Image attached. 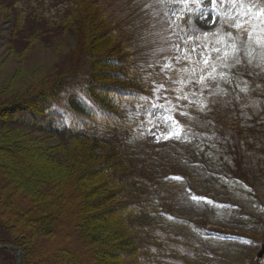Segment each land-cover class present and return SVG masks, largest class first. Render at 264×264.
Wrapping results in <instances>:
<instances>
[{
	"label": "rangeland",
	"instance_id": "1",
	"mask_svg": "<svg viewBox=\"0 0 264 264\" xmlns=\"http://www.w3.org/2000/svg\"><path fill=\"white\" fill-rule=\"evenodd\" d=\"M70 1L20 0L18 7L11 3L10 8L1 13L2 99L18 92H31L26 91L29 88L36 91L44 84L48 86L62 72L71 77L68 89L79 87L77 84L81 80L77 78V68L82 63L77 49L84 20L79 15L68 20ZM87 5L95 19L104 18L112 24H104L103 27L91 17L88 25L99 31L103 40L114 38L108 42L112 46L111 49L109 47L110 53L119 60L124 59L126 67H136L133 74L139 76L141 83H144L142 77L158 71L157 62L163 64L165 58L173 54L170 44L177 40L173 33L185 37L192 34L183 31V24L174 15L181 7L176 0H87ZM69 22L73 23L69 26ZM77 23L80 25L78 28L75 26ZM189 25L209 32L216 27L203 22L193 24L191 20ZM119 40L123 41L122 44ZM241 59L243 62L230 70L233 74L227 78L228 82L217 79L215 84L219 87L213 86L211 92L205 90L203 95L193 96L189 92V99L195 101L184 109L189 116L177 115L185 126V140L170 139L157 143L155 137L146 131L141 134L138 121L146 112L137 104H145L147 108V102L141 100V96L155 99L147 84L144 83L146 87L135 102L125 98L124 110L137 120L128 138L138 153L145 155L143 171L155 179L149 192L157 205L152 209L155 216L149 218L154 222L156 218L162 219L160 224H154H158L155 231L159 236L155 247L168 260L165 264H264V255L258 257L264 245V48L255 43H251L250 49L245 45ZM149 64L153 68H148ZM142 67L147 71H141ZM123 72L125 78L129 77L128 68ZM131 76L129 78L134 81L136 78ZM137 85L140 86L139 83ZM169 98L172 97L169 95ZM66 123H69L68 119ZM65 128L61 132L63 136H52L28 127L3 129L6 131V134L0 133L3 138L9 136L21 141L31 149L32 157L27 164V159L7 156L0 158V164L11 162L16 171L32 184L45 182L47 178L54 180L58 169L60 176L65 175L63 168L51 160L61 155L60 147H64L65 138L70 134ZM153 132L158 135L167 132V128H153ZM72 145L82 149L84 143L74 142ZM40 170L45 172L41 174ZM173 176L183 177V181L166 179ZM93 182L91 184L96 186L94 197L102 195L97 183ZM6 188L0 183V189ZM187 190L196 196L207 197L216 205L233 207L197 204L189 198ZM4 197L5 194L0 195V200ZM113 203L115 200L109 205ZM109 208L106 213L109 228H106L104 236L112 243L105 247L115 253L119 247L111 229L119 227V209ZM94 212H100V208L92 205L89 213ZM28 231H24L27 236L23 241L33 246V250L31 248L30 253L26 251L27 264H46L38 258L40 239L33 235L29 237ZM243 240H252L259 247L247 245ZM12 263L11 254L7 256L0 252V264ZM105 263L123 264L124 258L114 257Z\"/></svg>",
	"mask_w": 264,
	"mask_h": 264
},
{
	"label": "trees",
	"instance_id": "2",
	"mask_svg": "<svg viewBox=\"0 0 264 264\" xmlns=\"http://www.w3.org/2000/svg\"><path fill=\"white\" fill-rule=\"evenodd\" d=\"M19 1L11 3L18 7ZM70 2L68 20L78 15L84 20L77 49L82 63L77 68V78L81 80L77 84L79 87L68 89L71 77L62 72L39 90L29 88L26 91L31 92H18L7 99L0 97V133L6 134L5 128L28 127L60 136L66 127L70 134L65 138L64 147H60L61 155L51 159L63 168L65 175L60 176L58 169L54 180L47 178L43 183L32 184L11 162L5 163L7 168L0 164V183L7 187L5 191L0 189V195L5 194L0 200V252L11 254L12 264H17L15 251L6 247L17 246L23 264H27L26 251L30 253L33 246L23 240L27 236L24 231L29 229V237L40 239L38 258L46 264H98L103 261L102 264H106L114 257L124 258L123 264H165L168 260L155 247L158 236L155 229L162 219L156 218L158 224L154 226L155 222L149 218L155 216L152 209L157 205L149 192L155 179L143 171L145 155L138 153L128 138L135 123L124 110L125 98L135 102L146 86L139 76H134L136 67H126L124 59L119 60L110 53L112 46L108 42L114 38L103 40L88 22L93 18L103 27L112 24L104 18L95 19V14L93 17L89 12L87 0ZM11 3L0 0V15ZM119 41L122 44L123 41ZM126 68L128 76L132 73L136 78L134 81L125 78L123 69L126 71ZM117 101L124 107H118ZM0 139H3L0 140V158L27 159L29 164L32 156L28 146L9 136L0 135ZM74 142L84 143V146L78 149L72 145ZM40 171L41 174L45 172ZM93 180L102 195L94 197ZM113 200L115 203L109 205ZM92 205L100 208V212L89 213ZM109 207L119 209V227L111 229L119 247L115 253L105 247L112 243L104 236L109 228L106 218ZM130 257L133 259L128 261Z\"/></svg>",
	"mask_w": 264,
	"mask_h": 264
},
{
	"label": "snow or ice",
	"instance_id": "3",
	"mask_svg": "<svg viewBox=\"0 0 264 264\" xmlns=\"http://www.w3.org/2000/svg\"><path fill=\"white\" fill-rule=\"evenodd\" d=\"M176 2L181 7L174 15L183 24V31L192 34L185 37L173 33L177 35V40L170 44L173 54L165 58V63L157 62L158 71L142 77L144 83L153 91L155 99L149 100L148 97L141 96L140 99L147 102V108L145 104H137L138 108H145L146 112L144 118L138 121L141 134L146 131L155 137L157 143L161 140L186 139L185 126L177 119V115L189 116L184 109L195 104V101L189 99V92L193 96L203 95L205 90L211 92L213 86L219 87L215 84L217 79L228 82L227 78L233 74L230 70L243 62L241 55L245 52V45L250 49L251 43H255L264 48V0H176ZM190 20L193 24L203 22L204 25L216 27L210 32L192 28L189 25ZM147 67L153 68V65L149 64ZM141 71L147 70L142 67ZM210 81L213 83H209ZM165 93L172 98L164 95ZM116 103L118 107H124L119 101ZM129 120L132 123L137 122L131 113ZM161 126L167 128V132H160L158 135L153 132V128ZM166 179L183 181V177L180 176ZM187 191L189 198L197 204L206 203L220 208L233 207L216 205L207 197H199L192 194L191 190ZM243 243L259 247L252 240H243Z\"/></svg>",
	"mask_w": 264,
	"mask_h": 264
},
{
	"label": "water",
	"instance_id": "4",
	"mask_svg": "<svg viewBox=\"0 0 264 264\" xmlns=\"http://www.w3.org/2000/svg\"><path fill=\"white\" fill-rule=\"evenodd\" d=\"M7 248L15 251L16 263L23 264L21 259V250L17 246H6ZM264 255V245H262L261 250L258 253V257H262Z\"/></svg>",
	"mask_w": 264,
	"mask_h": 264
}]
</instances>
